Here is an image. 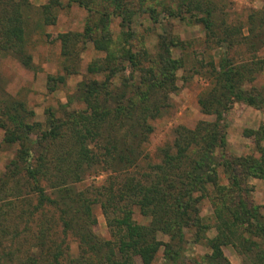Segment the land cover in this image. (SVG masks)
<instances>
[{
	"label": "trees",
	"instance_id": "trees-1",
	"mask_svg": "<svg viewBox=\"0 0 264 264\" xmlns=\"http://www.w3.org/2000/svg\"><path fill=\"white\" fill-rule=\"evenodd\" d=\"M112 1L116 3L113 14L124 16L120 2ZM26 2L0 0V45L29 66L23 50L22 7ZM75 2L91 10L86 1ZM212 3L173 0L167 16L181 20L188 16L203 26L207 41L215 43ZM57 5L58 0H50L43 6L45 14ZM99 10L95 13L100 14ZM224 35L217 42L230 47L235 42L233 32ZM71 38L70 33L59 36L66 75L77 73ZM107 44L101 42L100 50L108 52ZM174 45L172 38L160 35L156 57L146 67L127 51L123 58L135 75L121 84L119 92L108 89L110 77L119 70L114 58L89 64L88 73L106 77L78 85L77 100L87 107L51 118L44 128L30 122L32 112L22 103L9 102L0 110L4 142L18 146L5 167L0 188V193L9 194L0 198V264H137L136 260L153 264L161 248L166 264H230L222 252L227 245L244 256L243 264H264L262 206L252 203L245 182L247 176L264 177V149L259 160L228 156L225 151L223 112L235 100L254 104L250 95L242 98L237 72L230 67L214 70L215 85L199 100L202 111L215 120L200 121L192 130L178 127L172 144L160 149V162L138 172L143 147L153 131L150 122L160 116L169 95L177 90L175 71L181 62L171 58ZM64 81V76H49V91ZM260 128L264 139V123ZM219 168L229 186L217 185ZM100 172L109 173L104 185L93 186L91 194L80 188L88 176ZM210 184L215 193L208 190ZM205 199L219 204L214 209L216 236L212 239L205 237L207 226L200 216ZM95 205L105 216L111 240H101L94 233ZM135 210L146 224L134 221ZM159 234L168 240H159ZM190 240L205 241L211 254L200 261H186L185 246ZM71 242L77 244L75 257L70 253Z\"/></svg>",
	"mask_w": 264,
	"mask_h": 264
},
{
	"label": "rangeland",
	"instance_id": "rangeland-1",
	"mask_svg": "<svg viewBox=\"0 0 264 264\" xmlns=\"http://www.w3.org/2000/svg\"><path fill=\"white\" fill-rule=\"evenodd\" d=\"M58 1L59 5L51 7L49 15L45 14L43 6L48 5L50 0H27L22 7L23 50L30 59L29 66L0 45V110L9 102L22 103L27 111L32 112L30 122L39 123L44 128L51 118H63L66 113L87 107L77 100L78 85L83 86L90 80L103 81L106 77L105 74L88 73L89 64L114 58L113 63L119 65V70L110 77L108 89L119 92L121 84L135 75L123 55L129 51L143 66H152L150 61L156 57L159 36L164 35L172 38L175 44L171 47V58L181 62L175 71L177 90L169 95L160 116L150 122L153 131L143 147L144 158L138 163V172H143L149 163L160 162V149L172 144L178 127L192 130L200 121L215 120L214 115L202 111L199 100L215 85L214 70L222 72L227 67L241 75L237 86L244 92L242 98L250 95L254 104L235 100L223 112L226 154L245 160L260 159V149H264L260 130V125L264 123V0H211L215 6V43L207 41L203 26L193 19L189 20L188 16L183 20L167 16V7L173 0H116L120 2L124 15L121 17L113 14L116 3L112 0H83L91 10L80 6L76 0ZM96 9H101L100 14L95 13ZM102 14L107 17L101 22ZM228 31L233 32L235 41L230 47L217 42ZM66 33H70L73 39L70 49H74L77 56V73L74 75H66L64 71L67 63L62 56L59 36ZM76 35L77 38L74 37ZM103 41L108 42V52L99 48ZM49 76H64L65 81L57 82L54 90L49 91ZM4 135L5 131L0 128V188L5 181V167L18 148L16 144H6ZM220 169L217 170V185L229 186L226 174ZM108 176L107 172L90 175L80 188L84 191L89 189L91 194L93 186L104 185ZM245 182L251 191L252 203L262 206L261 213L264 215V177L247 176ZM207 188L210 193H215L214 185L210 184ZM8 195L2 192L0 198ZM218 205V202L213 205L211 200L205 199L199 207L202 222L207 226L205 237L209 239L216 236L214 209ZM93 214L96 236L104 241L111 240L99 205L93 206ZM133 219L139 224L148 222L137 210ZM157 238L168 240L161 234ZM77 252V244L71 242V255L75 257ZM222 252L230 264H243L244 256L234 246H223ZM210 254L211 250L203 240H190L185 246L186 261H200ZM136 263L141 264L139 260ZM153 264H166L162 248Z\"/></svg>",
	"mask_w": 264,
	"mask_h": 264
}]
</instances>
